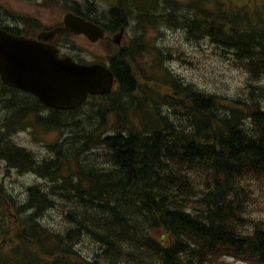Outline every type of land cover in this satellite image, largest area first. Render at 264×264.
<instances>
[{"label": "trees", "instance_id": "obj_1", "mask_svg": "<svg viewBox=\"0 0 264 264\" xmlns=\"http://www.w3.org/2000/svg\"><path fill=\"white\" fill-rule=\"evenodd\" d=\"M113 1L103 10L113 23L106 27L124 24L129 6L144 15L126 23L136 34L108 57L109 94L64 111L31 93V102L0 95V160L8 172L13 155L36 156L32 170L42 180L29 199L0 181V264H228L230 256L264 264V83L256 85L264 70V1ZM2 12L0 5V21ZM147 25L220 45L244 66L247 91L213 93L178 78L163 60L169 48L151 43ZM0 88L19 91L1 81ZM160 104H170L176 118L162 115ZM20 130L47 141L48 154L17 144ZM165 133L170 138L160 139ZM171 161L201 173L190 181L168 169Z\"/></svg>", "mask_w": 264, "mask_h": 264}, {"label": "water", "instance_id": "obj_2", "mask_svg": "<svg viewBox=\"0 0 264 264\" xmlns=\"http://www.w3.org/2000/svg\"><path fill=\"white\" fill-rule=\"evenodd\" d=\"M73 14H66L64 26L38 34L48 40L62 30L83 32L91 39L102 30ZM118 41V40H117ZM51 45L30 37L12 35L0 29V76L3 82L31 90L49 106L71 108L79 104L86 92H109L113 72L100 63L80 64L69 56L59 59Z\"/></svg>", "mask_w": 264, "mask_h": 264}, {"label": "rangeland", "instance_id": "obj_3", "mask_svg": "<svg viewBox=\"0 0 264 264\" xmlns=\"http://www.w3.org/2000/svg\"><path fill=\"white\" fill-rule=\"evenodd\" d=\"M240 1L245 2L246 0ZM0 2L10 11H14L19 15L27 14L26 16L29 17H37L43 24L46 25L60 20L62 16V9L56 7L38 8L37 4L34 5L25 0H0ZM147 11L151 13L155 12L154 10ZM6 23L10 24L11 21L6 20ZM33 31H35V29ZM160 35L161 38L158 39V45L170 47V49H168L170 57L167 58L166 65H170L177 74L182 75L186 80L194 81L198 86L202 88L204 87L211 92L218 91V93L236 94L239 93L241 89H243L240 86L245 80L242 71L240 68H238V64H234L227 52L218 50L215 46L207 44L205 40H202L201 42L187 40L185 38V34H183L182 30L179 28H166L164 31L162 30V34ZM59 39L61 41L62 37ZM69 39L71 43L73 42L75 46L78 47L79 51H71L67 48L64 50L68 51L69 53H78V56L84 60H91L105 53L106 49H104L102 42H97L94 44L81 36H72L69 37ZM1 100L3 101V99ZM2 101L0 103V117H3V114H6V111L4 113L2 111L4 109ZM13 139L17 144L19 143L28 147L29 149L31 148L41 155L47 154L46 149L44 150V145H38L31 140L30 133L20 131L14 135ZM46 139H52V135H47ZM1 175L4 178V182H7L6 186H9V188L14 187L13 190L15 193L18 192V194L20 193V186L14 185V183L21 180L24 182L23 184L26 182L29 184L32 183L31 179L33 177L32 175L24 176L23 174L18 173L15 169L6 173L3 162L0 163V179ZM193 176L194 175H190V181H192L191 177ZM262 209H260L258 213L264 214V210ZM258 213L256 214L258 215ZM231 264L249 263L232 260Z\"/></svg>", "mask_w": 264, "mask_h": 264}, {"label": "bare ground", "instance_id": "obj_4", "mask_svg": "<svg viewBox=\"0 0 264 264\" xmlns=\"http://www.w3.org/2000/svg\"><path fill=\"white\" fill-rule=\"evenodd\" d=\"M100 1H105V0H88V4H87V6H88V9H89V11L90 12H93V10L94 9H96L98 12H100V13H102V14H104V15H107V17H108V20L107 21H104L105 22V24L107 25H112L113 23L111 22V14L110 13H108V12H106V13H104L103 11H102V7H103V5L101 4V2ZM108 3H107V5L111 8L112 6H113V0H110V1H107ZM151 2V1H150ZM150 2L149 1H147L146 0V3L147 4H149V6H150ZM144 3V1H142L141 2V5ZM124 5V4H123ZM126 6H127V4H125ZM140 5V6H141ZM142 8H144V7H142ZM126 9H131L132 11L131 12H133V14H127V13H125L124 14V18L125 19H123V17L120 19V20H123V22L124 23H130L131 21H133L137 16H142V15H144L143 14V12H139L138 10H136V8H134V7H132V8H130V6H129V8L128 7H126ZM150 15H151V12L149 13ZM149 14H146L147 16H150ZM146 18V17H145ZM123 24V23H122ZM116 27V26H115ZM111 28H114L113 26L111 27ZM158 30H159V28H158ZM157 29H156V27H154L153 29H151L150 30V32H154V31H158ZM145 33H147V31H144V34ZM219 47H218V50H222L221 49V47H220V45H218ZM214 48V47H213ZM248 50V49H247ZM222 52V51H221ZM163 58H165V59H163L164 61H166L167 60V58H166V56H163ZM115 59V58H114ZM119 60V59H118ZM116 68V67H115ZM175 75L179 78V77H181V78H184L182 75H180V74H177V73H175ZM258 84H256L257 86L259 85V84H261L262 85V83H264V70H263V67H261L260 66V70H259V76H258ZM133 85V84H132ZM247 90L246 89H241V91L239 92V93H236V94H232V95H238V94H242V93H245ZM7 92V94H8V97H6V98H14L15 100L16 99H24V100H27V101H29V102H31V98H29V96H28V94H26V93H24V92H21V91H11V90H5V89H2V88H0V95H5V93ZM224 94V93H223ZM225 95H227V94H225ZM228 95H230V94H228ZM250 96L251 97H253V96H255V92H252V91H250ZM4 97V99H5V96H3ZM259 97V96H258ZM0 98H2L1 96H0ZM258 99H261L260 101H261V103H264V94H262ZM1 101L2 100H0V103H1ZM9 101V100H8ZM33 101V100H32ZM21 102V101H20ZM24 102V101H23ZM18 103V102H17ZM129 103V102H128ZM4 104V103H3ZM19 104V103H18ZM21 104V103H20ZM161 106H160V112H161V114L162 115H164V116H167L168 118H171V119H175L176 118V116H175V114H174V112H173V110H172V106L170 105V104H160ZM7 110V109H6ZM37 110H40L39 111V114L38 115H44L45 114V110H43L42 108L41 109H37ZM104 110V109H103ZM3 111V110H2ZM100 111H101V109H100ZM105 111V110H104ZM22 112V111H21ZM21 112H19L17 115V118H19L20 116H21ZM3 113H4V111H3ZM10 113V112H9ZM100 113V112H99ZM160 114V115H161ZM4 115V114H3ZM6 115V114H5ZM9 115V114H8ZM7 115V116H8ZM159 115V116H160ZM214 115H216V114H214ZM231 115V114H230ZM184 116V115H183ZM259 117H261V116H259ZM102 118V117H101ZM101 120V119H100ZM66 121H68V119H66ZM74 121V120H73ZM241 121V118H240V120H239V122ZM69 122V121H68ZM53 123V122H52ZM71 123V122H70ZM52 125V127H53V124H51ZM50 125V126H51ZM57 125V124H56ZM59 128H61L62 126H58ZM65 127V126H64ZM5 131V130H4ZM62 131V130H61ZM60 131V132H61ZM14 132V131H13ZM65 132H66V130H65ZM10 133V132H9ZM239 133V132H238ZM115 134V133H114ZM121 134V133H120ZM61 135V134H60ZM65 135V134H64ZM135 135V134H134ZM129 136V135H128ZM148 136V135H147ZM146 136V137H147ZM62 137V136H61ZM170 138V135L168 134V133H165V134H162L161 136H160V139L161 138H163V139H167V138ZM11 139V138H10ZM10 139H8L7 141H9ZM117 139V138H116ZM155 140V139H154ZM13 141V140H12ZM51 141H53V139H51ZM15 143V142H14ZM51 144V143H50ZM45 145V144H44ZM12 146H13V144H12ZM18 146H20V145H18ZM22 146V145H21ZM48 146V148L50 147L49 145H47ZM15 147H17V146H15ZM44 147V146H43ZM19 148V147H18ZM47 148V149H48ZM42 149V148H41ZM44 150H45V148H44ZM49 150V149H48ZM50 151V150H49ZM59 151V150H58ZM19 152H21L20 150H19ZM24 152V151H23ZM37 152V151H36ZM45 152V151H44ZM43 152V153H44ZM47 153V152H46ZM32 154V153H31ZM37 155H38V153H36ZM48 154V153H47ZM2 155V154H1ZM49 155H51V154H49ZM93 155V154H92ZM34 157H36V156H34ZM29 158V157H27L26 155H24V154H22V153H19V154H15V155H13L12 157H11V159H9L10 160V166H13V167H10V169L11 170H16L18 173L20 172L21 174H23L24 176L25 175H29V176H33L32 177V183H29V184H27V182L25 183V184H23L24 182L23 181H21V180H19V182H16V183H14V185H18V186H20V188H19V190H20V193H22V195L25 197L26 196V198H30L31 196H32V194L33 193H36V192H38L37 191V188H40V186H39V184H40V182H42V180H37V178H38V176L36 175V174H34L33 173V168H35L37 165H36V162H37V158ZM39 157V156H38ZM44 157V156H43ZM51 157H52V155H51ZM6 158H8V157H6ZM45 158V157H44ZM41 159V158H40ZM43 159V158H42ZM55 159V158H54ZM7 160V159H6ZM39 160V159H38ZM46 160H47V158H46ZM49 160H50V158H49ZM8 161V160H7ZM99 161V160H98ZM105 162V161H104ZM186 162V161H185ZM0 163H2L1 161H0ZM5 163V162H4ZM3 163V164H4ZM7 163V162H6ZM9 163V162H8ZM43 163V162H42ZM47 163V162H46ZM171 166L168 168V169H170V170H175V171H177L178 169L179 170H182V174H185V177H188L189 178V180H190V175H195L196 173H201V168H195V169H191L190 167H189V165H186V164H183V165H181V163H179V162H174V161H171ZM186 163H188L189 164V162H186ZM37 164H39V163H37ZM41 164V163H40ZM5 165V164H4ZM46 165V164H45ZM84 165V164H83ZM6 166V165H5ZM7 167V166H6ZM42 167V166H41ZM18 169H20L19 171H18ZM37 169V168H36ZM45 169V168H44ZM49 169H50V167H49ZM52 169V168H51ZM88 169V168H87ZM8 170V169H7ZM2 171H4V170H2ZM37 171V170H36ZM14 172V171H13ZM49 172V171H48ZM38 173H40V172H38ZM47 173V172H46ZM1 174H2V172H1ZM42 174V173H41ZM4 175V174H3ZM49 175H50V172H49ZM22 176V175H21ZM24 176H22V177H24ZM28 177V176H27ZM48 177V176H47ZM40 178V177H39ZM38 178V179H39ZM49 178V177H48ZM23 179V178H22ZM28 179V178H27ZM30 179V178H29ZM25 180V179H24ZM13 182V181H12ZM28 182H29V180H28ZM4 183V182H3ZM7 183V182H6ZM3 185H5V184H3ZM3 185H1V186H3ZM10 185V184H9ZM101 185V184H100ZM12 187V186H11ZM17 187V186H16ZM33 187H36V188H34L33 189ZM4 188V187H3ZM3 188H1V189H3ZM14 188V187H13ZM13 188H11L12 190H13ZM4 189H6V188H4ZM2 191V190H1ZM19 193V194H20ZM90 193V192H89ZM6 194V193H5ZM86 195V194H85ZM89 195V194H88ZM4 196V195H3ZM87 196V195H86ZM1 197V196H0ZM25 200V199H24ZM2 201V200H1ZM25 202H27V201H25ZM24 202V203H25ZM3 203V202H2ZM20 202H14L13 204H15L16 206H17V204L18 205H21V204H19ZM23 203V202H22ZM77 203V202H76ZM4 205H6V204H4ZM228 206V205H227ZM15 207V206H14ZM18 207V206H17ZM81 215V214H80ZM57 216V215H56ZM82 218V217H81ZM92 230V229H91ZM5 244H7V243H5ZM4 245V244H3ZM8 245V244H7ZM10 246V245H9ZM7 248H8V246H7ZM6 248V249H7ZM88 249V248H87ZM5 250V249H4ZM90 250V249H89ZM86 251V250H85ZM84 251V252H85ZM88 252V251H87ZM82 253V252H81ZM84 254V253H83ZM85 255V254H84ZM86 255H88V253L86 254ZM92 255V254H91ZM36 257V256H35ZM137 263V262H136ZM35 264V263H34Z\"/></svg>", "mask_w": 264, "mask_h": 264}, {"label": "flooded vegetation", "instance_id": "obj_5", "mask_svg": "<svg viewBox=\"0 0 264 264\" xmlns=\"http://www.w3.org/2000/svg\"><path fill=\"white\" fill-rule=\"evenodd\" d=\"M36 1H37V5H38V6H39L40 4L43 5V6H45V7H47V6L50 5V4H49V0H36ZM91 14H93L94 16H97V17H98L101 21H103V22L108 20L107 15H104V14L98 12L96 9H94L93 12H91ZM123 19H125V18L123 17ZM104 23H105V22H104Z\"/></svg>", "mask_w": 264, "mask_h": 264}]
</instances>
